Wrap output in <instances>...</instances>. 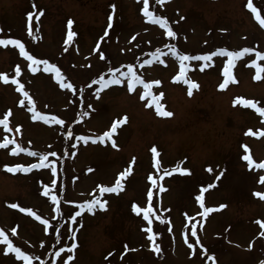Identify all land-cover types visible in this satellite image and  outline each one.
<instances>
[{"label":"rangeland","instance_id":"374dc122","mask_svg":"<svg viewBox=\"0 0 264 264\" xmlns=\"http://www.w3.org/2000/svg\"><path fill=\"white\" fill-rule=\"evenodd\" d=\"M248 2L164 0L159 4L148 0L149 11L166 18L177 33L172 38L164 27L145 17L141 11L144 0H0V38L20 39L26 51L55 63L64 77L62 82L73 85L61 88V81L55 73L45 72L44 65H37V71L32 72L30 61L20 55L17 46L0 45V74L9 78L7 82L0 79V119L11 113L7 128L0 125V144L16 141L0 147V229L14 247L33 258L31 264L264 261V228L258 223L264 222V198L255 195L264 193V169L256 167L264 161V116L248 105L233 104L239 97L264 107V71L255 79L257 69L251 64L256 60L264 68V57L256 55L264 52V27L247 7ZM251 2L264 18V0ZM41 10L37 23L35 17ZM29 12L34 14L31 35ZM68 19L74 21L71 30L77 35L66 44ZM169 45L189 56L217 52L208 61H184L186 79L199 85L192 96L187 95L189 85L173 80L180 61ZM157 48L160 53L154 58ZM221 48L254 49L236 59L231 69L234 80L224 89L219 84L225 80L228 57L217 51ZM145 60L152 63L144 64ZM129 64L145 83L160 81L150 91L154 96L163 93L159 102L163 110L173 113L171 117L157 115L155 104L146 107L151 97L140 98L143 85H134L130 92L127 76L120 77L119 85L104 87L99 83L101 75L110 80L127 72ZM18 66L21 71L17 76ZM12 77L24 86L33 104H28ZM35 112L55 115L64 123L33 120ZM125 116L127 120L117 126L111 139H80L102 135ZM17 144L29 152L46 154V167L9 172L5 165L39 162V156L29 152L13 154ZM153 146L158 156L151 152ZM244 155L255 162L251 168ZM130 164L131 173L121 181L123 189L101 195L98 185L113 186ZM209 166L212 172L207 170ZM180 167L188 168L189 173L171 172ZM220 172L223 176L217 180ZM210 184L215 187L209 188ZM44 185H48V196ZM52 195L58 197V203ZM201 195L203 206L197 199ZM90 199L105 200L107 206H94L93 213L86 206L81 210L83 202ZM133 203L141 209L151 203V223L142 211H133ZM221 204L226 207L220 209ZM20 208H31L41 220ZM204 208L213 211L205 215ZM78 211L81 214L73 221L71 217ZM44 219L49 221L47 230ZM193 226L196 236L191 235ZM149 227L158 233L151 240ZM154 245L159 246V252ZM7 246L0 238V264H25L14 252H6ZM61 248L64 251L57 255Z\"/></svg>","mask_w":264,"mask_h":264},{"label":"snow or ice","instance_id":"6c2138e0","mask_svg":"<svg viewBox=\"0 0 264 264\" xmlns=\"http://www.w3.org/2000/svg\"><path fill=\"white\" fill-rule=\"evenodd\" d=\"M157 3L159 4H163L164 0H157ZM33 7H35V5H33ZM247 7H249L251 9V11L255 14V18L259 21L260 25L262 27H264V18L261 17V15L259 14V11L257 8H255L251 2V0H249ZM112 8L115 9V5H112ZM141 11L144 13L145 17L152 22L158 23L160 24L162 27H164L166 29L165 34L168 37H172L175 38L177 33L175 31H173L172 27H170L168 25V21L166 18L162 17V16H157L154 15V13L152 11H149V5H148V0H144V7L141 9ZM43 14V10L40 11L39 14L36 15L35 19L37 21V23L39 22L40 16ZM33 12H29L27 13L28 16V20H29V27H28V31L29 34H32V26H31V21L33 18ZM181 19H183V17H181ZM109 20V28L112 27V20L113 17L110 15L108 17ZM74 21L72 19H68L67 21V26H68V32H67V39L65 40V43H69L73 37H75L77 35L76 32L72 31V25H73ZM105 36L108 35V32L105 31L104 33ZM15 45L19 48V53L21 56L25 57L28 61H30V63L28 64L29 69L32 72H36L37 71V65H44V71L45 72H49V73H55V78L57 81H61L60 83V87L61 88H65V89H70L73 87V85L71 83H64L62 82L64 80V77L62 76L61 70L60 68L57 67V65L55 63H50L49 60L44 59V60H39L37 59V57L35 55L30 54V52L25 50V45L24 43L20 40V39H13V38H8V39H3L0 38V45ZM168 47H170L171 52L174 56L177 57V59L180 61L179 64V72L176 76L173 77L174 81H180L182 80L185 84L189 85L187 88V95L192 96L193 95V90L197 89L199 87L198 83L194 80H188L186 79V65L184 63V61H188V60H197V61H208L210 60L213 56H215L217 54V52H210L201 56H189L187 54L184 53H179L176 49V47L174 45H169ZM220 54H226L228 57V61L227 64L224 67L223 70V74L225 77V80L223 83L219 84V88L220 89H224L225 85L229 82V80H234V77L232 75L231 69L234 65V62L236 61V59H238L239 57L243 56L245 53H251L254 51V49L252 48H243L239 51H229L227 49L221 48L217 50ZM160 53V49L157 48L155 50V52L152 53V56L154 58H158V54ZM257 57H264V52H257L256 53ZM161 63H163V61H160ZM152 61L151 60H145L144 64H151ZM251 64L254 65L257 69L256 71V75H255V79L259 80L261 78V72L264 71V68L261 67L260 64H257L256 60H252ZM201 68H203V65H201ZM20 68L19 66L16 68V75L18 76L20 74ZM110 71L112 72H116L115 69H110ZM129 77L128 79V83H127V87L128 90L131 92L134 89V85H143L144 88V92L142 94V96L140 97L142 100L144 99V97L149 96L151 97V99L147 102L146 107L152 104H155V110L157 115L162 116V117H171L173 115V113L171 111H165L163 110L164 106L163 104H161L160 98L163 96V93L160 94V96H154L152 94V92L150 91L152 85L154 84H160L159 80H153L150 82L145 83V81L138 76L134 71H133V66L131 64H129L127 66V72H119L118 76L117 75H113L112 78L110 80H106L103 75L100 76L99 78V83L101 85H103L104 87H107L109 84L112 85H119L122 83V79L120 77ZM0 79H3L5 82L8 81V76L0 74ZM12 83L18 85V89L19 91L22 92L23 96L26 97L28 99V104H33V100L32 98L29 96V93L27 91H24V86L20 83L19 80H17L15 77H12ZM99 94V90L98 93ZM21 104H24V100L20 101ZM236 103H240L243 105H248L252 108H255L262 116H264V107H257V102L254 100H247V99H242V98H237L236 100L233 101V104ZM89 107H91V105H89ZM33 109H29V111H32ZM10 111L8 113H6L3 117V119H0V125H4V127L7 128L8 125V116L10 115ZM83 115H87V113H84ZM33 120L36 119H41V120H45L49 123H56V124H63L64 121L61 120L59 117L55 116V115H44L40 112H35V114L32 116ZM127 120V117L125 116L123 119L117 120L115 122H113L111 128L108 131H105L102 135H99L97 137H90V136H82L80 137L81 140L84 141H88V140H98L100 142H104L106 139H111L113 133L116 132L117 130V126L120 124H123L125 121ZM19 130V126L18 129ZM251 131V130H249ZM262 135H264V133H261ZM69 136L72 135L71 132L68 133ZM9 144H16L15 140H5L3 142V144H0V147H6ZM112 146L116 147V143L113 140L112 141ZM246 147V146H245ZM18 152H29V149L27 148H22L20 147V145H16V147L12 148V153L16 154ZM151 152L154 154L155 156H158L159 153L157 152V148L155 146L152 147ZM29 154L33 157L39 156V162L38 163H33L30 164L28 166H24V165H13V166H9V165H5V168H7V170L9 172H16L17 170H22L24 172H28L31 169H38V168H43L46 167V160H47V155L46 154H42V153H37L35 151H31L29 152ZM52 156H55L56 153L53 152L51 153ZM243 159L246 160L248 162V166L249 168H251L253 166V164L255 163L251 156L249 155H244ZM135 158H133V162H134ZM53 165L55 164V161H52ZM156 165H159V161H156ZM256 167L264 169V161L260 162L259 164L256 165ZM209 172H212V168L211 166L208 167L207 169ZM88 171H92V169H89ZM132 171V166L131 164L123 171H121L118 174V177L115 180V184L113 186H105V185H98L99 188V192L101 195H103V193H118L119 191H121L124 187L122 181V178H126L128 177V175L131 173ZM180 172V173H189V169L186 167H180V168H173L171 170V172ZM52 172L55 173L56 172V168L53 166L52 167ZM166 175H170V172H166ZM221 176H223V172H220L219 175H217L216 179L219 180L221 178ZM149 180H153L152 176L148 177ZM261 181L264 182V177H261ZM53 185H55V181L52 182ZM153 183H155V181H153ZM209 188L215 187V185L210 184L208 185ZM95 191V190H94ZM204 189H201V192L203 193ZM44 195L48 196L49 195V190H48V185H44ZM152 192L151 190H149L148 192V197L149 199H151L152 197ZM256 196L264 198V193L261 192H256L255 193ZM51 199L54 202L58 203V197L56 195H52ZM198 200L201 201V206H203V199H202V195L197 197ZM13 208H17L18 205L17 204H12L11 205ZM87 207L88 211H93L94 206H98L100 209H105L107 206V201L105 200H97V199H90V200H86L83 202V204L81 205V210H83L84 207ZM220 209H223L224 207H226V205L221 204L218 206ZM133 211L139 213V212H143L144 214V219L146 221H148L149 223H151V220L149 219V214L153 212V207L151 205V203L141 209L139 207V205L133 203L132 205ZM21 212H25V213H31L33 216H35L36 220H41V217L36 215L35 212L32 211L31 208H20ZM56 211L59 212L60 209L59 207L56 208ZM213 211L212 208H204V214L206 215L207 213ZM81 213L78 211L76 212L75 216H72L71 219L73 221H76V217H78ZM157 219H159V217H157ZM258 223L261 224V227L264 228V222H259ZM43 224L46 226V230H47V226L49 224V221L47 219L43 220ZM12 233L16 232L15 228L11 229ZM147 232L150 234L149 239H154V236L157 234H154L152 231V228L149 227L147 229ZM264 234V233H262ZM192 236H196L197 233L195 231V226H193V230L191 232ZM73 237H75V232H73ZM0 238H2V240L4 242L7 243V248L5 249L6 252H14L16 254V256L18 258L23 259V261L25 262V264H31L32 261V257L24 251H21V249L19 247H14L11 240H9L8 236L5 234V231L3 229H0ZM197 243H199V241H197ZM77 247V245L75 243L72 244V249H75ZM201 247H203V245H201ZM154 248L157 252H159V246L158 245H154ZM64 249L61 248L59 252H57V255L60 254V252H63ZM111 255V253H109V256ZM38 259V258H37ZM69 259H73V257H69ZM209 259H214L213 257H209ZM260 264H264V261H261Z\"/></svg>","mask_w":264,"mask_h":264}]
</instances>
